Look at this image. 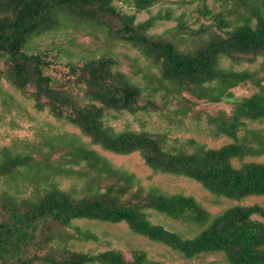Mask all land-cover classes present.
<instances>
[{"label":"trees","instance_id":"obj_1","mask_svg":"<svg viewBox=\"0 0 264 264\" xmlns=\"http://www.w3.org/2000/svg\"><path fill=\"white\" fill-rule=\"evenodd\" d=\"M114 1L140 13L162 0H0V79L31 100L35 110L74 126L106 152L138 153L153 172L189 179L225 199L264 196V163L252 161L264 155V129L249 126L264 123V0H219L217 31L212 25L192 31L183 15L173 17L170 10L136 22L135 14L121 11ZM171 20L177 23L167 37L150 34ZM67 28L102 33L139 52L147 61L144 72L137 70L145 85L120 71L110 55L61 62L56 54L28 52L32 38ZM192 33L207 38L193 50H180L176 40ZM257 58L259 69L252 71L221 65L224 59L253 64ZM246 84L256 91L234 98L230 90ZM190 98L232 104L228 114L204 117L210 136L226 137L229 144L206 148L190 139L188 149H174L164 134L116 132L104 122L110 112L156 113L171 123L199 119ZM56 179L81 187L62 190ZM147 211L196 233L183 237L153 224ZM254 217L264 220V208L235 205L213 216L192 196L144 187L74 135L45 136L25 152L0 149V264H163L143 251H134L130 260L115 249L75 251L73 241L97 242V237L73 227V221L124 223L133 234L186 259L221 254L228 264H264V223Z\"/></svg>","mask_w":264,"mask_h":264},{"label":"rangeland","instance_id":"obj_2","mask_svg":"<svg viewBox=\"0 0 264 264\" xmlns=\"http://www.w3.org/2000/svg\"><path fill=\"white\" fill-rule=\"evenodd\" d=\"M113 4L126 14H135L136 22L146 20L156 13H164L170 10L173 17L183 15V19L192 31L199 29L202 25L210 26L217 31L214 17L222 10L219 0H162L148 12L136 13L132 6L119 1ZM175 20L162 21L150 34L168 36V31L176 25ZM86 32L72 28L62 29L34 37L28 44V52L46 51L49 55L56 54L61 62H81L91 58H99L103 55L114 57L119 64V70L139 83L142 87L145 81L144 72L147 61L129 45L113 43L106 39L104 34L97 33L87 35ZM205 34H183L176 40L177 47L182 50H193L206 40ZM260 58L253 64H233L228 60H222L223 68L232 70H257ZM1 66V63H0ZM154 73L155 70L152 69ZM232 96L237 99L249 97L256 89L253 85H239L230 90ZM146 95V91H144ZM195 101L194 112H198L200 118L187 117L180 122H169L166 118L156 113H115L110 112L105 117V124L112 127L114 131L120 132L131 130L149 134H164L167 145L170 148L188 149L186 141L193 139L203 144L206 148H219L229 144L230 139L226 137L212 138L207 130L204 117L214 115L219 111L230 113L232 104L222 101L211 104L204 101ZM158 100V96H156ZM253 128H263L264 123H253ZM74 135L78 137L87 147L93 149L99 155L109 160L114 167L124 169L132 173L144 187L154 186L165 194H181L192 196L211 215H218L225 209L235 206H249L257 204L264 208V196L248 197L240 201H234L218 197L206 191L200 184L183 177L155 173L145 166L138 153L129 155H114L102 150L99 146L92 145L90 140L83 136L78 129L63 123L50 116L47 111L39 112L33 107V102L27 99L19 91L11 87L5 80L0 79V149L7 147L17 152H25L29 144L42 142L45 136ZM249 160V159H248ZM252 161L264 163V155ZM58 187L62 190L79 191L81 184L70 179H56ZM30 189L28 188L27 191ZM147 217L153 224H158L167 230L179 233L183 237H192L196 232L192 226L180 224L167 217L152 211H147ZM264 223V220L254 217ZM73 227L88 230L97 237V242H72L70 248L75 251L97 253L109 249H115L122 253L126 260H130L134 251H143L146 256L163 264H228L221 254H207L183 258L177 252L158 243L151 242L144 237L133 234L124 223L109 224L96 221H73Z\"/></svg>","mask_w":264,"mask_h":264}]
</instances>
